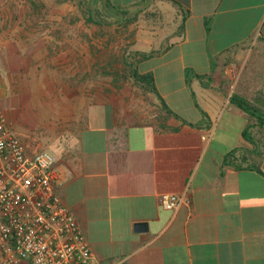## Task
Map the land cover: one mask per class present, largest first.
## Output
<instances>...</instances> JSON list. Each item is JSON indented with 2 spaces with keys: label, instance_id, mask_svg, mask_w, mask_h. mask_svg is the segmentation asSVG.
<instances>
[{
  "label": "crops",
  "instance_id": "1",
  "mask_svg": "<svg viewBox=\"0 0 264 264\" xmlns=\"http://www.w3.org/2000/svg\"><path fill=\"white\" fill-rule=\"evenodd\" d=\"M22 1L0 0V17L20 20L15 5ZM111 1L125 9L137 0ZM153 1L170 24L142 30L139 50L153 54L141 58L139 66L149 65L139 70L154 74L159 94L150 92L162 119L141 120L111 94L92 102L87 122L77 114L66 131L75 143L53 147L58 192L102 264H264V77L228 74L235 63L247 67L260 42L264 49V0ZM30 2L34 10L42 5L22 3ZM18 25L22 44V36L40 35ZM84 35L48 33L47 67L58 56L79 66ZM58 46L67 50L58 53ZM186 191L190 206L161 204L162 194ZM138 222L148 231H137Z\"/></svg>",
  "mask_w": 264,
  "mask_h": 264
},
{
  "label": "rangeland",
  "instance_id": "2",
  "mask_svg": "<svg viewBox=\"0 0 264 264\" xmlns=\"http://www.w3.org/2000/svg\"><path fill=\"white\" fill-rule=\"evenodd\" d=\"M35 1L42 3L36 10L31 2L30 7L22 2L14 4L22 13L20 20L0 17L1 95L14 130L30 147L56 154L59 149H53L55 144H74L66 131L76 125L77 114L80 121L83 113L86 123L88 106L109 94L122 105L139 110L141 120L162 119V105L134 80L126 62L139 61L143 29L149 24H170L167 14L156 9L153 0H137L120 14L110 12L100 0ZM18 24L40 35L22 36L26 41L22 44L14 30ZM65 28L84 30V60L78 66L67 60L68 56H58L56 67H47L44 59L52 51L47 35L54 32L62 37ZM261 44L251 51L247 67L242 69L235 63L229 68V76L261 80ZM55 48L58 53L67 50ZM148 65L141 63L139 69L143 71Z\"/></svg>",
  "mask_w": 264,
  "mask_h": 264
},
{
  "label": "built area",
  "instance_id": "3",
  "mask_svg": "<svg viewBox=\"0 0 264 264\" xmlns=\"http://www.w3.org/2000/svg\"><path fill=\"white\" fill-rule=\"evenodd\" d=\"M58 160L14 130L0 88V264H102L58 192ZM161 204L178 209L192 198L164 193Z\"/></svg>",
  "mask_w": 264,
  "mask_h": 264
},
{
  "label": "trees",
  "instance_id": "4",
  "mask_svg": "<svg viewBox=\"0 0 264 264\" xmlns=\"http://www.w3.org/2000/svg\"><path fill=\"white\" fill-rule=\"evenodd\" d=\"M100 1L103 3L104 7L106 9H108L110 12H113V13H116V14H120L123 10H126V9L120 7V6L115 5L111 0H100ZM138 53H141V57H140V59H139V61L137 63H129L126 60L127 65L129 66V68H131V70H130L131 75L133 76L134 80L139 85H141L142 87H144L147 90H150L152 92H155V93L159 94L158 93V90L156 88L154 74L152 72L142 73L139 70V62H140L141 58H148V57H150L153 54V52H142V51H138ZM191 73H192L191 70H188L187 71V75L188 76H190ZM201 78H203V77H201ZM162 101H163L164 108L167 111H169L170 113L173 114L174 112L169 107V105L164 101V99H162ZM232 101H234L235 103H237L239 106H241L243 109H245L247 111H252V112H255V113L258 112V111L255 110L256 108H254L247 99L239 96L238 94H233ZM260 123L261 124L264 123V115L263 114H260ZM247 132L248 131L246 130L245 136H247ZM228 157H227V160L226 161H229Z\"/></svg>",
  "mask_w": 264,
  "mask_h": 264
},
{
  "label": "water",
  "instance_id": "5",
  "mask_svg": "<svg viewBox=\"0 0 264 264\" xmlns=\"http://www.w3.org/2000/svg\"><path fill=\"white\" fill-rule=\"evenodd\" d=\"M137 231H148V223L147 222H138L136 223Z\"/></svg>",
  "mask_w": 264,
  "mask_h": 264
}]
</instances>
